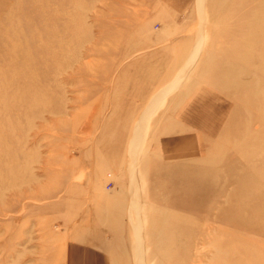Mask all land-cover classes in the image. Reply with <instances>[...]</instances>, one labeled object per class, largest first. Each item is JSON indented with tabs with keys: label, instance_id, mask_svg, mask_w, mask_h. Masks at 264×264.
I'll return each mask as SVG.
<instances>
[{
	"label": "rangeland",
	"instance_id": "rangeland-1",
	"mask_svg": "<svg viewBox=\"0 0 264 264\" xmlns=\"http://www.w3.org/2000/svg\"><path fill=\"white\" fill-rule=\"evenodd\" d=\"M69 246L264 264V0H0V264Z\"/></svg>",
	"mask_w": 264,
	"mask_h": 264
},
{
	"label": "bare ground",
	"instance_id": "bare-ground-1",
	"mask_svg": "<svg viewBox=\"0 0 264 264\" xmlns=\"http://www.w3.org/2000/svg\"><path fill=\"white\" fill-rule=\"evenodd\" d=\"M199 1V0H198ZM201 2V0H200ZM168 88V87H167ZM165 88L163 90L162 94H166L168 92V89ZM153 105H155L153 103ZM159 111V108H150L145 110L144 114L142 115L140 120H136V123L133 126V132H132V139L130 141V145L134 148L137 147L139 144L142 143L145 134H146V130L148 128L149 123L153 120L154 117H156V113ZM132 148V150H133ZM131 150V149H130ZM139 151V150H138ZM132 152V151H131ZM147 152V151H146ZM150 152V151H149ZM156 152V151H155ZM154 153V152H153ZM137 154V152H136ZM149 153H147L148 156ZM132 155V154H131ZM146 155V154H145ZM150 158V156H149ZM148 159V158H147ZM142 160V159H141ZM146 164V163H145ZM159 213V212H158ZM147 216V215H146ZM104 218V217H103ZM143 223V222H142ZM146 225V224H145ZM134 242V241H133ZM134 247V249L136 250V253H140V250H138L136 247V244L134 246H132V248ZM131 248V249H132Z\"/></svg>",
	"mask_w": 264,
	"mask_h": 264
},
{
	"label": "crops",
	"instance_id": "crops-1",
	"mask_svg": "<svg viewBox=\"0 0 264 264\" xmlns=\"http://www.w3.org/2000/svg\"><path fill=\"white\" fill-rule=\"evenodd\" d=\"M67 249L68 250L64 264H94L95 259L100 257L105 259V263L108 262V258L95 253L88 248L84 249L80 248L79 246H69Z\"/></svg>",
	"mask_w": 264,
	"mask_h": 264
}]
</instances>
